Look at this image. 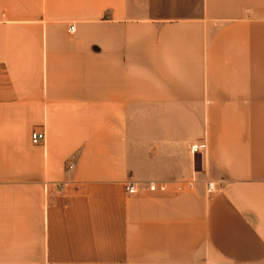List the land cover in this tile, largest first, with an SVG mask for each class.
<instances>
[{
    "label": "crops",
    "instance_id": "0c3cea01",
    "mask_svg": "<svg viewBox=\"0 0 264 264\" xmlns=\"http://www.w3.org/2000/svg\"><path fill=\"white\" fill-rule=\"evenodd\" d=\"M0 264H264V0H0Z\"/></svg>",
    "mask_w": 264,
    "mask_h": 264
},
{
    "label": "built area",
    "instance_id": "2783aa9c",
    "mask_svg": "<svg viewBox=\"0 0 264 264\" xmlns=\"http://www.w3.org/2000/svg\"><path fill=\"white\" fill-rule=\"evenodd\" d=\"M74 27L70 26L68 32H73ZM45 140V133L44 131H35L31 134V143L33 145H39L42 142H44ZM205 149V144L202 143L199 146H192L191 147V151L195 152L197 149ZM72 164L69 165V168H72ZM192 183L193 180L188 182V186L192 187ZM124 189L125 192L129 195V196H135L138 195L140 192L148 190L149 192H155L156 190L160 189L163 190L164 189V185H156L154 183H149V184H143V183H135L132 181H128L124 184ZM216 191V186L213 182H206L205 184V192L207 194H211L213 192Z\"/></svg>",
    "mask_w": 264,
    "mask_h": 264
},
{
    "label": "rangeland",
    "instance_id": "374dc122",
    "mask_svg": "<svg viewBox=\"0 0 264 264\" xmlns=\"http://www.w3.org/2000/svg\"><path fill=\"white\" fill-rule=\"evenodd\" d=\"M207 182H210V181H207Z\"/></svg>",
    "mask_w": 264,
    "mask_h": 264
}]
</instances>
